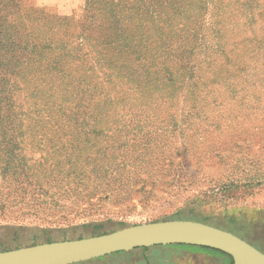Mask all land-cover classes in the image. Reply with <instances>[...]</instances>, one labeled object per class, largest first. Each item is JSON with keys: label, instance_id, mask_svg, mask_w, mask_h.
<instances>
[{"label": "rangeland", "instance_id": "rangeland-1", "mask_svg": "<svg viewBox=\"0 0 264 264\" xmlns=\"http://www.w3.org/2000/svg\"><path fill=\"white\" fill-rule=\"evenodd\" d=\"M92 1L97 0H81L72 13L63 15L35 0H20L22 19L38 18L42 25L59 28L67 18L70 32L78 34L79 22ZM254 2L264 5V0ZM246 7L240 4L228 14L235 22H225L227 14L219 16L222 37L217 42L211 34L207 44L219 45L207 59L203 52L195 60L196 73L206 82L199 97L193 98L190 85L194 81L186 79L171 112L162 102L146 115L120 118V126L127 130L101 139L103 152L92 155L89 164L84 156L78 176L74 173L78 163L71 171L65 161L62 165L57 158H42L48 156L46 152L30 144L48 137L25 135L29 145L24 154L31 157L27 171L19 170L18 179L0 175V251L168 218L207 222L264 251V48L257 49L251 42L264 37V17L256 16L260 7L255 11ZM242 13L249 18L255 13L253 27L244 24ZM228 59L248 70L229 65ZM111 166L117 169L113 173ZM81 181L84 186L79 185ZM77 187L79 195L73 192ZM87 219L105 225L71 227L66 234L41 228ZM226 260L191 246L156 245L82 264H227Z\"/></svg>", "mask_w": 264, "mask_h": 264}, {"label": "trees", "instance_id": "trees-1", "mask_svg": "<svg viewBox=\"0 0 264 264\" xmlns=\"http://www.w3.org/2000/svg\"><path fill=\"white\" fill-rule=\"evenodd\" d=\"M226 1H92L86 6L84 20L79 22L81 30L75 34L70 32L71 20L67 18L59 28L45 26L37 22L38 18L22 19L24 7L20 0H0L2 178L18 179V171L24 173L30 166L31 157L24 154L29 145L23 139L25 135L48 137L30 144L46 152L48 156L42 158H57L62 165L65 161L71 171L78 163L74 171L78 176L84 156L89 164L92 155L103 152L101 139L127 130L120 126V118L146 115L150 110L156 111L162 102L171 112L177 91L186 79L194 81L190 85L191 95L198 98L197 93L206 82L196 73L195 60L203 52L207 59L219 45H207L211 34L217 42L222 37L219 16L227 14L223 16L225 22H235L228 14L242 4L254 11L260 7L256 16L262 20L264 17V5L261 7L260 2ZM240 16L247 27H253L257 20L255 13L251 18L247 13ZM251 42H255L257 49L264 48L263 36ZM219 50L222 51V45ZM228 63L238 66L240 71L248 70L233 59H228ZM218 78L210 80L211 84ZM140 140L144 137L137 139ZM109 170L113 173L117 169L111 166ZM24 176L28 179L30 175ZM79 185L85 183L81 181ZM73 192L79 195L80 189ZM104 225V221L87 219L68 226L41 228L60 229L66 234L71 227L99 229ZM177 245L221 255L228 260L227 264H234L232 257L219 249Z\"/></svg>", "mask_w": 264, "mask_h": 264}, {"label": "water", "instance_id": "water-1", "mask_svg": "<svg viewBox=\"0 0 264 264\" xmlns=\"http://www.w3.org/2000/svg\"><path fill=\"white\" fill-rule=\"evenodd\" d=\"M187 244L216 248L234 264H264V251L242 236L200 220L168 218L82 238L54 240L0 251V264H80L120 251Z\"/></svg>", "mask_w": 264, "mask_h": 264}, {"label": "crops", "instance_id": "crops-1", "mask_svg": "<svg viewBox=\"0 0 264 264\" xmlns=\"http://www.w3.org/2000/svg\"><path fill=\"white\" fill-rule=\"evenodd\" d=\"M42 7L55 9L58 13L67 15L81 4V0H35Z\"/></svg>", "mask_w": 264, "mask_h": 264}]
</instances>
